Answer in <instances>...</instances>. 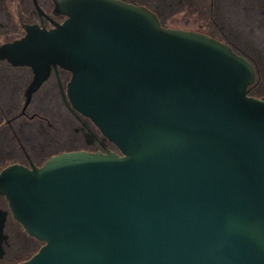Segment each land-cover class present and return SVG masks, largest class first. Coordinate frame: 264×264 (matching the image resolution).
<instances>
[{
  "label": "water",
  "instance_id": "obj_1",
  "mask_svg": "<svg viewBox=\"0 0 264 264\" xmlns=\"http://www.w3.org/2000/svg\"><path fill=\"white\" fill-rule=\"evenodd\" d=\"M53 2L63 23L28 27L0 60L32 69L27 103L53 67L69 71L72 108L118 152L3 170L0 257L11 214L43 244L19 264H264V100L248 95L251 63L144 5Z\"/></svg>",
  "mask_w": 264,
  "mask_h": 264
},
{
  "label": "flooded vegetation",
  "instance_id": "obj_2",
  "mask_svg": "<svg viewBox=\"0 0 264 264\" xmlns=\"http://www.w3.org/2000/svg\"><path fill=\"white\" fill-rule=\"evenodd\" d=\"M174 1L158 0V9L152 10L163 27L169 15L166 5L170 2L168 6L171 7ZM178 4L183 9L194 8L200 15L204 7L207 21L198 29L177 30L206 35L249 61L255 69L256 80L249 87L248 95L264 100V96L255 93L264 79V0H178ZM54 9L53 0H0V48L22 39L28 27L51 29V21L63 23L65 17H56ZM34 78L30 67L0 60V173L13 165L41 167L58 155L52 153L54 150H63L65 146L68 149L60 154L118 152L89 118L72 108L68 98L69 71L53 67L27 103V91ZM54 110L66 113L55 121ZM3 203L7 209L2 208ZM0 207L9 210L2 196ZM9 239L10 235L8 244H3L5 253L0 257V264L6 256Z\"/></svg>",
  "mask_w": 264,
  "mask_h": 264
},
{
  "label": "rangeland",
  "instance_id": "obj_3",
  "mask_svg": "<svg viewBox=\"0 0 264 264\" xmlns=\"http://www.w3.org/2000/svg\"><path fill=\"white\" fill-rule=\"evenodd\" d=\"M128 2H133L137 5H144L148 6L151 9L157 10L158 5L160 2L158 0H125ZM170 3V2H169ZM169 3L166 5V9L169 13L168 19L165 22L166 28H172V29H198L201 26L206 25V10L204 7H201V15L198 12H195L194 8L191 10L189 7H186L183 9L178 4V0L174 1V4H171V7H169ZM200 6V5H199ZM256 94L259 96H264V79L259 83V85L256 87ZM66 112L64 110H54V120L56 121L61 117V114H65ZM73 132V130H71ZM64 147V146H63ZM60 148V147H58ZM64 149H68L67 146L64 147ZM61 149L54 150L52 153L60 154L62 151ZM3 209H7L6 203H3L2 205ZM6 233L10 235L9 239V247L7 248V253L4 258L3 264H17L19 263V260L23 256L28 255L29 247L30 245L34 244V241L31 237H29L22 226H20L11 215H9L8 221H7V228ZM20 257V258H19Z\"/></svg>",
  "mask_w": 264,
  "mask_h": 264
},
{
  "label": "trees",
  "instance_id": "obj_4",
  "mask_svg": "<svg viewBox=\"0 0 264 264\" xmlns=\"http://www.w3.org/2000/svg\"><path fill=\"white\" fill-rule=\"evenodd\" d=\"M126 2H128V1H126ZM128 3H133V2H128ZM133 4H135V3H133ZM148 8H150V7H148ZM151 10H153V9H151ZM32 240L34 241V244L30 245L28 255L26 257L25 256H23L21 258L19 257L20 258L19 263L24 262V261L32 258L40 250V248L43 246V244L41 242H39L33 238H32ZM19 263H17V264H19Z\"/></svg>",
  "mask_w": 264,
  "mask_h": 264
}]
</instances>
